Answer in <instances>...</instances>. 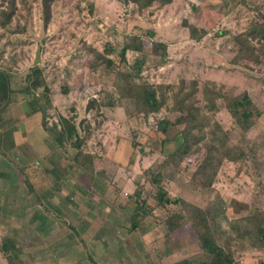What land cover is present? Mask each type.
<instances>
[{
	"label": "rangeland",
	"instance_id": "obj_1",
	"mask_svg": "<svg viewBox=\"0 0 264 264\" xmlns=\"http://www.w3.org/2000/svg\"><path fill=\"white\" fill-rule=\"evenodd\" d=\"M11 8L10 21L3 26L2 13ZM184 22L196 27L197 36L201 29L206 34L192 38ZM257 23H264V0H172L146 8L130 0H52L47 26L41 0H0V74L13 91L9 106L0 102V113L8 116L6 121L4 114L0 124V245L2 236L9 235L19 247L10 261L0 250V264H174L205 259L190 231L170 233L165 226L170 214L186 210L171 204L152 207L156 186L151 174L159 176L171 199L205 209L217 196L222 198L227 204L223 227L254 211L264 212V42L251 41L258 56L255 63V58L237 53L235 41ZM130 42L143 45L142 51H128L123 62L120 49ZM153 42L166 44L164 56L159 50L152 53L157 49ZM137 59L142 67L130 83L150 84L157 92V85L167 87L160 89L167 99L156 113H145L141 103L142 110L133 111L119 80V72L131 73ZM34 66L41 68L49 90L46 127L60 130L65 118L75 124L77 141L66 139L56 147L52 132H47L45 146L34 151L43 123L40 113H25L22 104L31 96L21 93ZM192 81L198 84L194 105L200 115L206 113L202 89L208 81L227 97L245 95L257 116L244 132L225 101L215 102L213 118L221 128L217 139L231 153L207 189L198 182L209 170L198 168L214 124L206 125L207 140L199 130L191 131L193 140L199 139L190 152L168 156L177 148L174 136L189 130L181 121L183 106L179 111L171 102L172 92ZM165 119L170 127L160 132L157 122ZM74 141L84 154H92L90 170L70 162L77 151ZM35 162L39 166L33 167ZM23 164L36 179L29 181L36 199L27 193ZM138 191L151 215L131 232L128 218ZM40 195L44 198L37 203ZM230 242L235 264H264L263 247H252L247 240Z\"/></svg>",
	"mask_w": 264,
	"mask_h": 264
},
{
	"label": "trees",
	"instance_id": "obj_2",
	"mask_svg": "<svg viewBox=\"0 0 264 264\" xmlns=\"http://www.w3.org/2000/svg\"><path fill=\"white\" fill-rule=\"evenodd\" d=\"M134 4H136L140 8L150 7L153 3L157 2L162 5H167L172 2V0H130ZM42 4V12H43V21L44 26H47L50 22L51 18V4L52 0H41ZM13 13V8H11L8 12H3L2 17L4 18V22L2 25L4 26L10 21V18ZM184 26L188 28L190 35L192 38L196 40H200L205 34L206 30L201 29L200 35L197 36V29L195 26L187 24L184 22ZM149 36L153 35V32L147 31ZM134 39H138L137 36L133 37ZM235 41L239 46V50L237 53L242 55L243 57H247L250 60L255 58V63H258V60L253 53L255 51L254 44L251 41L264 42V23L263 24H255L251 27L247 32L243 34H239L235 37ZM154 46L157 48L156 51L152 50V53L157 54L159 50L161 55H165L166 44L163 42H153ZM142 46L140 43L130 42L125 43L120 49L119 57L121 61H126V53L128 51H142ZM263 46V45H262ZM261 46V47H262ZM258 50H261L258 49ZM264 50V49H263ZM112 52V51H111ZM109 64H112V60H107ZM142 67V61L137 59L132 65L131 73L119 72L118 77L120 81L124 82V90H126V99L131 101L133 106V111L139 112L142 110L140 107V103L144 105L145 113H156L158 112L167 98H165L164 93L161 92L160 89L167 88L163 85H157L161 96L159 98L157 90L146 83L133 84L130 83V80L133 78H137L140 73V69ZM44 74L40 67L34 66L29 70V72L25 76V86L21 91L22 94H28L31 96V99L27 100L26 103H23V109L27 115H32V113H40L43 131L52 132L53 139H55V146L61 147L62 141L64 140H78L77 129L74 123H68L66 119H62V122L65 125L60 126V130H50L46 127V120L44 119L46 106L49 104L48 99V88L44 84ZM198 84L196 81H192L189 83V87L185 85L184 82L177 86V90L172 92L173 97H171V102L177 107L179 111L182 109L185 111V114L181 121H185L186 125H188L189 130L184 132V135L180 132L176 134L172 141L177 143V148L173 152L172 155H168L169 157L175 156L176 154L180 155L182 152L187 153L190 152L192 144L197 143V139L194 136V140L190 135L192 130H199L202 132V138L207 140L208 137L205 135V129L207 124H214V128L209 129V145L206 146V157L202 160L198 171L208 169L209 173L200 174V182L199 185L204 189L210 187L213 179L214 172L222 163L223 160L227 159L230 156L231 150L226 147L224 141H220L217 139L218 132H221L220 126L214 122V112L217 111L215 102L219 99H223L225 101V108L232 116L237 127L242 128L245 132L249 129L257 116H255V109L250 107V103L246 101L245 95L240 99L239 96L235 97H227L225 94H222L220 88H217L214 83H210L206 81L204 83L202 89V102L205 107L206 113L200 115L201 109L198 106L194 105V98L196 97V93L198 92ZM42 88V93L37 94L36 90ZM11 93L13 91H8V97L6 98V105H10ZM10 95V96H9ZM42 97L43 100H39L38 98ZM239 98V99H238ZM111 106V105H109ZM199 112V113H198ZM1 111L0 113V124L1 121H6L8 119L7 114ZM209 114V115H208ZM11 120V117H9ZM16 120V119H14ZM177 122V121H176ZM170 121L165 119L157 122V130L160 132H164V129H168L170 127ZM210 126V125H208ZM201 137V136H200ZM196 139V140H195ZM3 140L2 136V126H0V146ZM74 141V148L77 150L76 155L72 161V165L75 168L90 170V162L92 158L89 155H86L82 152L79 144ZM165 141V140H162ZM163 147V145H162ZM88 154V153H87ZM242 155V153H241ZM22 167V166H21ZM22 174L25 176L24 181L27 185V193H29L30 197L35 198V186L34 183L31 184L32 175H28L25 170V167L21 168ZM199 174V173H197ZM151 182L156 186V192L153 194L152 207H162L166 204L174 205L175 207H181L183 211L179 210L177 212H173L167 218H165L164 223L166 228L170 233L175 232V230L179 228H184L191 232L193 236V240L196 244L197 249L204 255L205 259L196 260L185 258L180 261L175 262L174 264H235L234 263V250L231 248L232 243L230 241L237 240H247L248 244L252 247H263L264 248V212L263 211H254L245 217H241L231 221L227 227H223L221 222L222 220H226L225 210L227 208V204L225 201L219 196L205 209L198 208L181 199H171L168 197L166 191L161 186V182L158 179L159 176H155L151 174ZM34 181V180H32ZM132 197V196H130ZM135 198L134 206L132 208V213L129 216V231H137L138 226L141 221L147 216L151 215L149 211L146 209V202L144 200H140L139 191L135 193L133 196ZM36 199V198H35ZM41 201V198L37 200V203ZM70 228V227H69ZM236 232V236L233 237L232 233ZM1 253L4 255L7 261L17 256L19 253V247L16 245V242L10 236L5 235L2 236L1 245H0Z\"/></svg>",
	"mask_w": 264,
	"mask_h": 264
},
{
	"label": "crops",
	"instance_id": "obj_3",
	"mask_svg": "<svg viewBox=\"0 0 264 264\" xmlns=\"http://www.w3.org/2000/svg\"><path fill=\"white\" fill-rule=\"evenodd\" d=\"M0 102H2V103H4V101H5V98H7L8 97V85H7V82H6V80H5V78L2 76V74H0ZM22 124H26L24 121H22L21 122ZM21 126V125H20ZM4 134V133H3ZM2 134V135H3ZM39 135H41L42 137L39 139V142H38V144H37V146H36V148H34L31 144H30V142H28V141H24L23 143L25 144V143H28V145L32 148H34V151H37L38 152V150H41L42 148H43V146H45V144H46V142H47V140H46V138H47V135H46V132L45 131H43V130H41V129H39ZM41 148V149H40ZM1 161V160H0ZM35 161V160H34ZM33 161V162H34ZM38 161V160H37ZM31 162V161H30ZM24 165V164H23ZM51 165L53 166V164L51 163ZM35 166H39V164H37V162H35V164L33 165V167H35ZM22 167H25V170H26V172L28 173V175H32L31 173H29L28 172V170H29V168L30 167H27L26 166V164L24 165V166H22ZM49 173V172H48ZM58 174H59V172H57ZM7 174L9 175V173L7 172ZM66 175H68L69 176V174H66ZM33 176V175H32ZM57 176V175H56ZM11 176H9V182L11 183V178H10ZM33 180H34V182H35V178L33 177L32 178ZM12 184H14V183H12ZM12 184H11V186H12ZM14 188V186H12L11 187V191H12V189ZM42 194V193H41ZM41 196V199H42V197H43V195H40ZM0 197L2 198V195H0ZM12 198V197H11ZM11 198H9L8 199V203H10V200H11ZM44 198V197H43ZM7 203V204H8ZM54 207H58V205H54Z\"/></svg>",
	"mask_w": 264,
	"mask_h": 264
}]
</instances>
